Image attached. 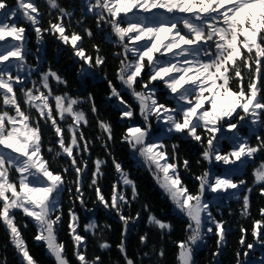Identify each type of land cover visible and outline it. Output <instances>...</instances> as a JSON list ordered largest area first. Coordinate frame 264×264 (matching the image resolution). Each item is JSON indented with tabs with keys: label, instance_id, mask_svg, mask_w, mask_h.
I'll list each match as a JSON object with an SVG mask.
<instances>
[{
	"label": "snow or ice",
	"instance_id": "snow-or-ice-1",
	"mask_svg": "<svg viewBox=\"0 0 264 264\" xmlns=\"http://www.w3.org/2000/svg\"><path fill=\"white\" fill-rule=\"evenodd\" d=\"M86 10L95 17L98 28L107 26L114 43L122 49V56L117 68V79L130 93L139 108L144 126H129L122 139L128 143L142 165H146L165 191L173 206L187 218L186 238L177 241V264H195L194 251L199 243L205 242L209 233L217 237V250L220 254L226 243L225 222L217 220L204 199V192L228 193L237 200L242 199L241 215H250L249 194L252 187L246 181L234 180L233 175H218L210 178L208 171L197 177L199 187L191 193L180 178L181 162L178 144L167 145L163 138L152 139L151 118L163 120L168 134L176 133L182 137L205 144L201 157L211 162L213 159L225 165L234 166L235 173L246 161L254 159L258 152L264 151V136L256 134L257 127L264 131V0H84ZM49 10H56L57 22L49 21L47 28H42L41 12L35 0H16L13 6L7 0H0V224L8 236L17 254L20 264H37L30 254L17 223L16 212L31 220L36 228L34 240L43 242L54 264H71L66 254V246L58 239V232L63 220L62 194L65 190L73 192V187L65 174L54 171L44 155V140L41 121L50 127L56 137L47 151L52 160L66 156L74 170L75 198L83 206L84 179L89 161L74 154L90 152V143L81 130L89 125L86 112L80 107L90 104V111L97 114V125L101 131L98 137L107 150L108 141L114 139L110 122L98 117L94 97H73L68 93L54 94L52 81L57 85H67V80L49 67L39 70V64L29 65L27 56L26 29L18 26L19 21L27 22L35 32L37 43L42 44L44 33L56 35L59 41L70 45L73 56L82 61L80 74L89 69L104 65L106 58L100 55V49L94 45L95 57L86 53L83 37L72 30L69 34L64 23L74 13L62 7L58 0H46ZM83 11V9H82ZM131 14V16L129 15ZM81 24L82 20H77ZM84 32L93 35L90 28ZM11 38V39H8ZM40 49H37L39 52ZM40 57L37 56V61ZM87 65V68L84 67ZM149 69L148 79L143 80L142 71ZM15 70V72L13 71ZM33 72H39V81H33L32 87H23ZM21 73H27V76ZM154 81H160L175 94V107H169L158 101ZM109 83L110 96L117 98L121 118H133L135 110L124 100L121 92ZM140 84L139 90L137 84ZM37 84L39 86H37ZM235 85V87L233 86ZM20 96L27 109L22 108ZM54 101V103H53ZM33 110L38 114L35 118ZM70 120L66 127L61 121ZM236 120L235 123L232 121ZM245 123L252 125L256 134L255 145L247 136L239 134V127ZM236 130L231 137L233 147L222 153L218 147L224 127ZM171 147V152H169ZM113 165L119 176V183L131 190V196L118 190L113 184L110 198L106 199L99 180L103 178V165L107 161L97 157L91 173L89 188L95 191L96 202L104 208L114 211L124 227L121 241L116 245L124 264H137L128 255L126 237L129 223L140 218L124 215L123 209L139 197L137 185L122 165L113 158ZM239 162V163H238ZM187 170L189 161L183 160ZM18 174L13 179V174ZM63 173V174H62ZM253 185L259 186L264 195V161L253 169ZM246 189L241 197L240 192ZM143 210L148 212L147 223L156 228L161 237L172 231L170 222L158 218L150 211L147 204ZM90 211V210H89ZM264 217V208L260 209ZM68 229L73 241V254L77 264H103L102 257L86 254V236L80 234V218L73 208L68 209ZM24 228L28 224L23 225ZM95 218L83 225L85 233H92L98 238V247L102 252L110 250L112 245L104 239L105 229ZM241 232L246 230L241 227ZM252 235L256 243L264 245V219L254 220ZM240 244L245 243L244 235ZM140 243L147 246L148 233L140 236ZM253 244H247L252 249ZM163 258L164 249L155 253ZM149 256L150 253H144ZM245 257L248 255L244 253ZM237 252V264H243ZM0 264H7L0 260ZM264 264V257L261 258Z\"/></svg>",
	"mask_w": 264,
	"mask_h": 264
},
{
	"label": "trees",
	"instance_id": "trees-1",
	"mask_svg": "<svg viewBox=\"0 0 264 264\" xmlns=\"http://www.w3.org/2000/svg\"><path fill=\"white\" fill-rule=\"evenodd\" d=\"M15 2L16 0H7L10 6H13ZM35 2L41 12L40 26L42 28H47L50 20L53 23L57 22L56 17L58 12L56 10L50 11L46 0H35ZM58 2L62 7L74 13L71 18L70 28L67 27L69 20L65 18L64 23L66 25V31L69 34L72 30L80 33L83 37V47L86 53L91 54L93 57L96 55L93 46H98L100 55L106 58V62L103 66L89 69L86 74L81 75L80 68L82 61L73 56L70 45L63 44L62 41L58 40L56 35L51 33H44L43 43L38 44L32 27L27 22L20 20L18 26H23L26 29V46L29 49L27 63L30 66L39 64L40 71H46L51 67L52 70L58 72L60 76L67 80V85H57L55 81H52L54 94L68 93L73 97H87L88 94L91 93L98 109L99 119L111 123L114 135V139L108 141V148L106 150L102 141L98 139V137L101 136V131L97 125V114H93L90 111V104L83 103L80 105L88 115L90 122L89 125L83 126L81 129L90 143V152L77 153L74 150V154H76L78 158L82 155L83 159L89 161L84 179L83 198L85 204L82 206L79 200L75 198L74 185L71 183L75 180V173L70 166V159L62 155L55 161L52 160V154L47 151L49 145L52 144L55 146L56 150H59V147L54 144L56 137L53 135L50 127L46 126L43 121H41L45 158L49 160L51 168L56 172H61L64 167L68 168V172L65 176L69 182L68 186L73 187L72 193L65 190L62 194L63 220L59 228L58 239L65 244L66 254L71 264H77L73 254V241L68 229V209L73 208L80 218V234L86 236V254L88 258L91 259L93 256L99 255L102 257L103 264H124L121 254L116 249V245L121 241V233L124 225L114 211H110L96 202L95 191L88 187L91 173L94 170L93 161L99 157L107 161L102 168L104 176L99 180V184L106 199L111 196L113 184H117L118 190L124 191L130 198L131 190L123 188L122 183H119V176L112 162L113 158H115V160L122 165V168L130 174L131 179L136 182L139 192L138 199L133 201L129 206H125L123 209L124 215L130 217H135L137 212L140 213V218L130 221L128 226L129 231L126 237L128 255L134 258L137 264H177L178 248L176 242L186 238L187 218L174 209L173 203L157 183L153 172L149 170L146 165H142V163L138 161L137 156L133 154V150L129 147L128 143L122 139L129 126H144L138 106L133 101L130 93L117 79V68L122 58L118 53H120L122 49L119 45L114 43L115 37L111 35L109 27H97L95 17L92 13L87 12L84 0H58ZM129 15L131 16V14ZM77 20H82V23L77 24ZM85 28L91 29L93 33L91 37H88L84 32ZM38 48L40 49L39 52H37ZM37 56L40 57L39 61H37ZM84 67L87 68V65H84ZM13 71L15 72V70ZM148 73L149 69L147 68L142 71L143 80L148 79ZM21 74L27 76V73ZM33 81H39V72H33L32 75L28 77L23 87H32ZM109 81L121 92L124 100L132 105L135 110L133 118H121L120 105L117 98H109ZM153 84L156 88V98L158 101L169 107H175L177 103L175 94H172L163 82L154 81ZM233 86L235 87V85ZM139 88L140 84L138 83L137 89L139 90ZM17 95L21 100L22 108L27 109V105L23 104V97L20 96L19 87H17ZM32 115L35 118L38 114L33 110ZM232 122L235 123L236 120ZM67 123H70V120L61 121V124L65 127ZM151 125L152 139L163 138L164 143L169 146L172 144L179 145L177 151L181 162L179 168L180 178L191 193L197 192L199 187V180H197V177L205 171L209 172L211 179H214L215 176L218 175L232 174L234 180L238 181L243 179L246 181V186L252 187L253 189L249 194L250 215L247 217L241 215L242 199L237 200L231 197V192L234 190H229L228 193H214L210 189L205 190L204 199L209 203L213 216L217 220L225 222L226 243L220 249V254L214 257L213 253L217 250V237L215 234L209 233L205 238V242L199 243V247L194 251V257L196 255L197 263L237 264V252H239V259L243 264H261V258L264 257V245L254 241L252 229L254 220L264 219V217L260 215V209L264 208V195H261L259 186L253 185V169L257 167L261 161H264V151L258 152L254 159L246 161L245 165L240 166L238 171L232 173L230 170L234 166L225 165L214 159L209 162L201 157V153L204 151L207 142L206 134L202 133L205 138V144L202 145L199 142L182 137L176 133L168 134L164 121L157 120L154 116L151 118ZM256 127V134L264 136V131L259 130V126ZM235 132L236 130H228L225 126L222 132L217 133L220 137L218 147L222 150V153H227L232 149L233 141L231 137ZM239 134L247 136L252 145L257 143L256 134H253L252 125L249 123H245L243 126L239 127ZM168 150L171 152V147H169ZM185 159L189 161L187 170L182 166V162ZM17 175L18 174L14 173L13 179H15ZM245 191L246 189L241 190V197ZM145 204L149 206L150 211L158 218L171 223L172 231L170 234L161 237L157 229L147 223L148 212L143 210V205ZM16 217L17 223L21 226L22 235L27 243L30 254L37 261V264H54V260L46 250L45 244L43 242L38 243L34 240L37 230L31 220L24 217L19 211L16 212ZM93 218L96 219L97 223L102 228L104 225H111V228L105 229L103 234L104 239H107L112 245L108 251L102 252L99 249L97 236L83 231V225ZM25 223L28 224L27 228L23 227ZM241 227L246 230L245 233L241 232ZM145 233H148L147 246L140 243V236ZM242 235L245 237V243L243 245L239 242ZM249 243L254 245L252 249L247 248V244ZM160 248L164 249L163 258L155 254ZM245 252L248 253L246 257L244 255ZM144 253H150V255L145 256ZM0 260H6L7 264H20V256L11 243L8 242V236L2 224H0Z\"/></svg>",
	"mask_w": 264,
	"mask_h": 264
}]
</instances>
